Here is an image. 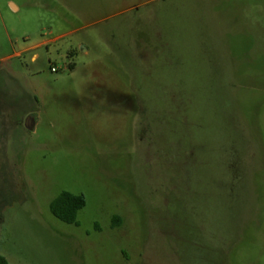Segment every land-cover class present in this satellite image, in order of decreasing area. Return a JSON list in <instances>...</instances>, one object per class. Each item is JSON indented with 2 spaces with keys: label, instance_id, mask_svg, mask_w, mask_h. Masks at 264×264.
<instances>
[{
  "label": "rangeland",
  "instance_id": "1",
  "mask_svg": "<svg viewBox=\"0 0 264 264\" xmlns=\"http://www.w3.org/2000/svg\"><path fill=\"white\" fill-rule=\"evenodd\" d=\"M0 255L264 264V0H0Z\"/></svg>",
  "mask_w": 264,
  "mask_h": 264
},
{
  "label": "trees",
  "instance_id": "2",
  "mask_svg": "<svg viewBox=\"0 0 264 264\" xmlns=\"http://www.w3.org/2000/svg\"><path fill=\"white\" fill-rule=\"evenodd\" d=\"M86 206L84 196H76L63 192L50 205L52 215L59 221L68 225H77L78 213ZM0 264H10L0 255Z\"/></svg>",
  "mask_w": 264,
  "mask_h": 264
},
{
  "label": "built area",
  "instance_id": "3",
  "mask_svg": "<svg viewBox=\"0 0 264 264\" xmlns=\"http://www.w3.org/2000/svg\"><path fill=\"white\" fill-rule=\"evenodd\" d=\"M53 71H55V70H53Z\"/></svg>",
  "mask_w": 264,
  "mask_h": 264
}]
</instances>
